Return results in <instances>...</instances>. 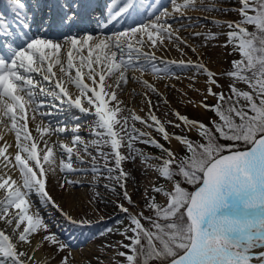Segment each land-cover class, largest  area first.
<instances>
[{
    "label": "snow or ice",
    "instance_id": "6c2138e0",
    "mask_svg": "<svg viewBox=\"0 0 264 264\" xmlns=\"http://www.w3.org/2000/svg\"><path fill=\"white\" fill-rule=\"evenodd\" d=\"M7 2L15 7L16 14L27 6L24 0ZM138 3L122 0L114 4V0H108L105 19L98 22V29L120 23ZM170 3L171 13L164 8L148 21L111 34L30 36L31 25L25 18L19 22L18 38L22 43L5 40L0 44V126L14 131L16 137L14 156L6 155L12 145L0 147V264H48L36 255L45 242L57 254L68 253L59 264H71V246L52 230L33 195L41 204L55 207L68 224L88 227L92 221L64 212L47 190L50 176L59 175L57 183L66 190L80 183L67 178L76 174H91V183L97 186L101 179L108 181L103 187L117 200L105 202L114 203L128 217L123 231L115 229L128 242L102 246L115 248L116 256L122 258L118 262L113 258V264H264V0H239L235 9L239 20L222 25L228 29L225 47L231 44L240 56L231 62V70L220 73L233 81L227 94L214 90L224 85L217 72L204 64L166 61L156 56L154 50L163 48L165 41L174 43L180 51L183 45L196 53L169 19H176L177 14L181 19H191L186 16L188 11L201 10L197 0ZM82 7L81 0H61L58 26L73 28ZM203 10L227 11L214 6ZM13 31L0 15V38H9ZM209 38L217 37L205 36V40ZM170 64L195 67L206 75L208 87L199 107L213 112L217 119L206 124L176 111L179 123L163 122L152 112L150 99L151 123L127 109L119 93L129 79H136L129 73L150 72L157 79L171 78L175 74ZM236 82H242L247 90ZM140 83L160 95L154 84L147 80ZM69 85L75 92L69 90ZM144 95L147 97V92ZM208 97L215 98L216 103L208 104ZM52 109H57L56 114L75 109L93 117L95 139L91 145L97 156L103 157V165L95 163L97 156L89 152V144L79 134L80 123L69 128L64 121H53ZM45 118L48 123L42 129ZM29 119L38 121L36 137L29 130ZM73 119L78 121L79 116ZM137 121L158 132L169 146L137 129ZM168 125L177 129L183 125L182 132L195 131L199 140L170 133ZM69 132L71 142L64 143L60 137ZM52 136L57 139L52 140ZM173 140L180 146L179 151L171 147ZM137 143L155 147L161 155L151 157L137 148ZM81 152L93 163L83 159ZM153 159L158 163H151ZM137 160L156 174V181L145 188L149 215L143 210L132 213L119 202L122 199L132 208L137 207L128 190L129 180L134 177L126 168L127 163ZM77 163L89 164V168L74 167ZM95 196L101 194L96 192ZM158 196L165 198L163 203ZM113 231L106 229L109 234ZM41 233V243H33L35 235ZM95 260L96 264H104L100 256Z\"/></svg>",
    "mask_w": 264,
    "mask_h": 264
},
{
    "label": "rangeland",
    "instance_id": "374dc122",
    "mask_svg": "<svg viewBox=\"0 0 264 264\" xmlns=\"http://www.w3.org/2000/svg\"><path fill=\"white\" fill-rule=\"evenodd\" d=\"M6 1L7 0H0V6H2V4H6ZM228 1H230V2L228 3ZM121 2H122V0H114V4H119ZM178 2H179V0H178ZM96 5L100 6V8L99 7L95 8L93 11H91L89 13L88 16H89L90 19H95L96 20V24L93 27L98 28V22H103V20L105 19V9L108 6V0H98V3H96ZM10 6H12V5H10ZM85 6H86V4H85ZM205 6H214L217 9L222 8L223 10H229V9L233 8L231 10L232 14H230L231 17L229 16V14H226L227 11H221V12L220 11H205L202 8V7H205ZM222 6L225 7V8H223ZM87 7H88V5H87ZM197 7L200 8L201 10L188 11L186 13V16H188V17H191L190 15L192 13L193 14L196 13V14L200 15V16H198L199 19L197 18L198 21L195 24H186V23H188L190 21V19H181V18H179L178 14H177V18L176 19H174V20L173 19H169V23L172 24L173 28L181 29L179 31V35L182 38H184V40H186L189 45L195 47L196 48V52H197V50H201V53L199 55L200 57L196 58L193 55L190 56L189 53L187 54L188 57L186 56V58H185L184 55L183 56L182 55L178 56V49H177V47L175 46L174 43H170V44H173L172 45L173 47L168 49L170 51L169 53H166L163 50V48H160L159 51L158 50H154V51H155L156 55H160L161 57L167 58L168 60H172V61H174V60L175 61L184 60L186 62H188V61L192 62L193 61L195 63L204 64L207 68L211 69L212 71L217 72L220 84L224 85L223 88H215L214 90L217 91V92L224 91L225 93L226 92L228 93V91H229L228 85H229V83H231L233 81H230V79L228 77H226V76L220 75V73H223L225 71L231 70V62L233 60L240 59V56H239L238 52H235L233 50L231 44H229L227 47H225V43L227 42L226 32L228 31V29L226 27H222L221 26L225 22L223 24H218V23L214 24L213 21L214 20L218 21V19L225 20V21H238L239 20V15H238V13H236L237 11H234V10L238 9L239 0H224V1L223 0H197ZM164 8H167L170 13L172 12L173 6L170 3V0H139V3L137 4L136 9L131 12L130 16H125L121 20L120 23H117L115 25H110V26L113 27V29H111L110 32H106V33L111 34L112 31L113 32H118V31H121L123 29H126V28L132 26L133 24H138L140 22L148 21V20L152 19L154 16L159 15ZM108 11L110 12L111 9L109 8ZM203 17H204V19H203ZM177 24H178V26H177ZM217 25H219V26H217ZM89 26L92 27V25H89ZM248 27H249L250 31L253 30L252 26H248ZM197 28H200V30L203 29L202 30L203 32L201 31L203 34L201 35V40L200 41H197V38H195L194 36H189L187 34H183L182 33L183 31H193V30H195ZM92 33L96 34V32H92ZM182 34H183V36H182ZM212 34H215V36L217 38L216 39L209 38L208 40H205V36L206 35L210 37ZM165 43H169V42L165 41ZM180 47L183 50H185V51H188L190 49V48L188 49L187 47H184L183 45H181ZM200 58H202V59H200ZM186 59H188V60H186ZM217 65H221V67L220 68L218 67L219 68L218 69ZM187 68L188 69H185L183 71V73L185 72L184 74L182 73V71H179L178 75L175 74V73L174 74L176 75V77L180 76V74L181 75L191 74L192 73L191 71H193V67H187ZM136 73H138V71L131 72V73H129V76H132L133 74L137 75ZM143 74H150V72L143 73ZM150 75L152 77H154L153 74H150ZM136 77L138 78L139 76L137 75ZM194 77L192 79H190V80H189V78H187V79L184 78L183 80H185V83L184 84L180 83V84H177V85L171 83V78L172 77L171 78L166 77L167 80L169 79L168 80L169 81L168 82L169 83V87H167V88L166 87H162V88H163V90L164 89L167 90V91L166 90H164V91L166 92L165 93L166 95L168 94L167 95L168 100L167 99L165 100V101L169 102L168 105L163 103V102H161L160 99H158V101L156 102L155 100H157V96H153L152 97V112L161 121H163V120H166V121L171 120V121H173L175 123H179V121L174 116V112H176V111H179L183 115H187L190 119L200 120V121H202V122H204L206 124H208L209 121L215 119L216 116H214V114L211 111H207L204 108L199 107L200 102L204 99V97L206 95V87H208V85H207V77H206L205 74H202L200 70L197 71L196 73H194ZM197 80H199V81H197ZM139 81H141V80H135L134 79V82H133L132 79H129L128 83H130V84H127V85H129V86L132 85V86H130L132 90L129 87H127V90L125 88V90L122 93H123V95H125L127 93L129 96H133L134 93H135V95L132 97L133 102L130 104L132 106L127 105V109L131 110L135 115H139L141 118H143L145 120H148L149 123H151V120H150V117H149V105H148V103H139V101H138V99L140 97H142V95H144L146 92H149V90L146 89L142 85V83H140ZM156 81H157L156 78H153L152 83H154ZM188 81L190 83H187ZM236 83H237L238 87H240L241 89L247 90L246 85H244L242 82H236ZM178 85H180V86H178ZM175 86H176L177 89L175 88ZM68 87H69L70 91L72 90L73 92H75V89H74L73 86L69 85ZM198 87H199V90H198L199 92L197 91ZM137 88H139V89L141 88V89L139 90ZM182 94H183V96H181ZM121 99L126 104V97H122ZM195 99L198 100V104L193 105V103H195L194 102ZM170 102H172V103L170 104ZM207 103L208 104H215L216 100L213 97H208ZM192 105L195 106V107L191 108ZM195 108L198 109V110L195 111L194 110ZM47 110L48 109H45V111H47ZM52 111H53L54 115L52 117H50V118L54 121L56 116H58L60 114H56L57 113V109H52ZM63 113L64 114H69V115H71V117L79 116V120L78 121L77 120H73V121H66V122H68L67 124H68L69 128H71L72 125H74L75 123H80V125L82 127V128L80 127V129H82V130L79 129V134L81 135V137L83 138V140L85 142L87 140L95 139V137L92 135L93 123H91V126L89 125L90 121L93 120V117L85 115V114L80 115V114L76 113V111H73V109L70 110V111L63 112ZM36 122H38V121H36ZM47 123H48V118H45L43 123L41 124V128L43 129V127L46 126ZM129 123L131 124V123H133V121L130 120ZM135 127L137 129H140L141 131L149 133L152 137H154L155 139L159 140L161 143H164L166 147L169 146L162 139L161 135L158 132L153 131L152 128H148V127H146V125L141 124L138 121L135 122ZM183 128H184L183 125L181 126L180 129L174 128L171 125H169L168 131L170 133H178V134L189 135L190 138H192L194 141L195 140H199V137H198V135H197V133L195 131L190 132V133H188L186 131L182 132ZM34 130H35V128H34ZM9 132L11 134L10 136L13 138L11 143H7L3 139H0V147H4L6 144L7 145H12V149L16 151L15 145H14V143L16 142V140L14 139L15 138V132L14 131H9ZM37 135H39V133ZM62 135H61L60 139H62L64 143H70L71 142V134L70 135L69 134L68 135L62 134ZM51 139L52 140H56L57 137L56 136H52ZM14 140H15V142H14ZM92 147L94 148V146H92ZM136 147L141 149L144 153H146L147 155H149L151 157H158V156L161 155L160 151L158 149H156L155 147H152V146H148V145H145V144H142V143H137ZM8 150H9V148H8ZM103 150L104 151H108L107 148H104ZM179 150H177V151H179ZM15 151L12 153L13 156H14ZM89 152H91V154L93 156H97V151H96L95 148L94 149H89ZM81 156L83 157V159L85 158L87 161H89V163L92 162L90 157L85 155L83 152H81ZM150 162L153 163V164L158 163V161H156L155 159H153ZM95 163L98 164V165H103V163H104L103 157L97 156V160L95 161ZM78 166H85V164L82 165V164L77 163V164L74 165V167H78ZM126 168H127L128 171H130L132 173V177H134V179H130L129 180L128 190H129L130 194L134 197L133 200H134L135 204L137 205V207H135L136 209L135 208H131V206H129L127 204V202L123 201L122 199L119 202L124 203V205L126 207L131 208L130 212H132V213H136V212H139V211L143 210L145 215H149L150 213L145 208V202H144L145 188L150 187L151 184L156 181V174L150 169H145V167L140 163L139 160H137V162L134 163V164L133 163H127L126 164ZM17 175H19V174L17 173ZM87 176H92V175H87ZM51 181L49 180L48 181V185H47V190H48L49 194L52 196L54 201L61 200L63 192H61L60 190L58 191V189L56 188V182H54V181L51 182ZM105 183H108V181H106L104 179H101L99 181V184H103L104 185ZM160 183L163 184L164 181L161 180ZM82 186H83L84 189L87 190V192L85 191L86 195L84 196V198L86 197V199H84L85 201L83 199H81L80 201L76 199V201H77L76 202V207H77L78 211H80V209H81L80 206H82V203L86 202L87 205H90V208L92 206L93 209L92 208L91 209L93 210V213L97 214V212H99V213L101 212V213L104 214L105 212H108V213H110L112 218L107 220V223L101 225V230L100 231H99V229L94 230L93 238L90 239V238L86 237L84 242L81 243L79 246L83 247V248H87V249H89L90 247L95 248L96 245L99 246L100 243H101L100 240L103 239L102 238L103 236L100 235L101 232H104L106 236L110 235L114 239L113 241L112 240H108L107 244L111 243L112 245L115 246L119 239H121L122 241H125L124 243H127L128 241L124 238V236H122L118 232H116L115 229H120V231H123V229L128 225V222H129L128 221V217L125 214L121 213L119 211V209H117L115 207L114 203L110 202V205H108V204L106 205V202H104L102 199H100V197L95 196V193L99 192V193H102L104 195L108 194L109 197L110 196L112 197V198L111 197L110 198L113 199V201H116L117 197L114 194L110 193V192L108 193V191L101 185H99L100 187L99 186L90 185V184H85V185H82ZM95 187L98 188V189H96ZM69 189L70 188H67L65 191H67ZM132 193H134V194H132ZM151 194L155 195V193H151ZM157 199H158V201L163 203L165 198L162 197V196H158ZM33 200L36 202L37 206L41 208V211L42 210L44 211V212L42 211L41 214L44 215L45 218L48 219L52 223L51 224L53 226L52 230L59 235L60 239L63 240L64 239L63 236H65V234H67V233H70V232L74 231V233L78 234L79 232H81L82 230H85V228H87V227H85V228H77V227H75L73 225L68 224L66 221L63 223L62 220H64V219H63L61 213L56 208L55 209L52 208V206L49 205V204H41L39 198L37 196H35V195H33ZM112 204H113V206H112ZM111 207H112V209H111ZM113 209H114V211H113ZM47 214H49V215H47ZM54 214H56V215H54ZM86 215L89 218L93 217V216H91L90 213H86ZM50 216H52V217H50ZM105 216H107V214H105ZM56 219H58V220H56ZM117 221H122V223H117ZM107 228H113L114 231L109 234V233L106 232ZM77 231H79V232H77ZM90 235H91V233H90ZM36 236H37L38 240H40L39 242L41 243V239H42L41 236L42 235L39 236V234H36ZM98 238H99V241L97 240ZM43 247H45V248H43L44 251H46L48 249L46 242L43 243ZM119 250H124V249H119ZM106 252H108V254L111 253L110 256L112 257V258L110 256L108 257V261H107L108 263H106V264H113V261H112L113 258H115V260L117 262L122 259V258L116 256V249L115 248H112V249H109V250L106 249Z\"/></svg>",
    "mask_w": 264,
    "mask_h": 264
},
{
    "label": "bare ground",
    "instance_id": "6f19581e",
    "mask_svg": "<svg viewBox=\"0 0 264 264\" xmlns=\"http://www.w3.org/2000/svg\"><path fill=\"white\" fill-rule=\"evenodd\" d=\"M224 1V0H223ZM202 2V1H201ZM230 1H228V3H229ZM206 4V3H205ZM200 5V4H199ZM225 5V4H224ZM202 6V5H201ZM217 6V5H216ZM221 6V5H220ZM227 6V5H226ZM223 7V6H222ZM203 8V7H202ZM223 8H225V7H223ZM219 9H222V8H219ZM233 8H231V9H229V10H227V12H226V14H229V16H230V14H232V10ZM235 11V10H234ZM221 12V11H220ZM223 13V12H222ZM236 13H238V12H236ZM191 14V13H190ZM189 14V15H190ZM202 15V14H201ZM234 15V14H233ZM191 16V19H190V21L188 22V23H186V24H195L197 21H198V16H200L199 14H191L190 15ZM225 16V15H224ZM31 16L29 15L28 17H27V20L30 18ZM205 17V16H204ZM204 17H203V19H204ZM226 17V16H225ZM231 17V16H230ZM196 18V19H195ZM198 18V19H197ZM233 18V17H232ZM210 21V20H209ZM216 21V20H215ZM218 24H223L224 22H226L225 20H221V19H218ZM211 23V22H210ZM177 26H178V24H177ZM201 26V25H200ZM217 26H219V25H217ZM222 26V25H221ZM180 28V27H179ZM195 28V27H194ZM202 28V27H201ZM204 28V27H203ZM221 28V27H220ZM113 29V28H112ZM225 29V28H224ZM108 29H100L99 30V32H105V31H107ZM191 30V29H190ZM203 30V29H202ZM202 30H200V28H197V29H195V30H193V31H183L182 33L183 34H187V35H189V36H194V33H197V32H199V33H202L203 31ZM202 31V32H201ZM113 32V31H112ZM221 32V31H220ZM222 33V32H221ZM109 34V33H108ZM181 34V33H180ZM183 34H182V36H183ZM203 34V33H202ZM222 35V34H221ZM204 36V35H203ZM195 38H197V41H200L201 40V35L200 36H194ZM53 38H58V37H53ZM206 43V42H205ZM166 45H164L165 47H163V50L166 52V53H169L170 51L168 50L169 48H171V47H173L172 45L173 44H170V43H165ZM176 46V45H175ZM189 49V48H188ZM146 51L147 50H149V49H145ZM162 50V51H163ZM159 51V50H158ZM161 51V52H162ZM164 52V53H165ZM177 52V51H176ZM190 54V56L191 55H193V56H195L196 58H199L200 56V53H201V50H197V52L194 54L190 49L188 50V51H185V50H183L182 49V51H180V50H178V56H180V55H184L185 56V58H186V56H187V54ZM171 54V53H170ZM158 58H163L164 60H166V61H172V60H168L167 58H164V57H161L160 55H156ZM177 56V57H178ZM188 57V56H187ZM184 58V59H185ZM193 58V57H192ZM191 58V59H192ZM200 59H202V58H200ZM179 60V59H178ZM186 60H188V59H186ZM175 61V60H174ZM184 61V60H183ZM197 61V60H196ZM202 61V60H201ZM192 63L193 64H196L195 62H193L192 61ZM217 63V62H216ZM170 69H171V71L173 72V73H175V74H177L178 75V72L179 71H182V73H183V71L185 70V69H188L187 67H177V66H175V65H169L168 66ZM220 68L221 67V65H217V68ZM218 68V69H219ZM223 68V67H222ZM187 71V70H186ZM197 71H199V69L198 68H195V67H193V71H191L192 73L191 74H186V75H181L180 74V76H178V78H176V75H174L172 78H171V83L172 84H175V85H177V84H184L185 83V80H183L184 78H189V80L190 79H192L193 77H194V73H196ZM221 72V71H220ZM185 73V72H184ZM183 73V74H184ZM202 74H204L203 72H201ZM139 77L137 78L136 76L137 75H132V76H134V77H136V79L135 80H147V81H149V83H152V81H153V78H156L155 77V75H153L154 77H152L150 74H152V73H150V74H143V73H141L140 71H138V73H136ZM131 77V76H130ZM195 78V77H194ZM200 78V77H199ZM202 79V78H201ZM156 82H154V83H152V84H154L155 85V87L158 89V92L160 93V95L159 96H157L155 93H152L150 90H149V92H147V97L145 96V95H142V97H138L139 99H138V101H139V103H147V99H150L151 100V102H152V97L153 96H157V100H155L156 102L158 101V99H160L161 100V102H163V103H165V100L167 99L168 100V98H167V95L165 94L166 92L164 91V90H166V89H164L163 90V88L162 87H169V79L167 80V78L166 77H162V78H160V79H157L156 78ZM132 81L134 82V79H132ZM155 81V80H154ZM194 81V80H193ZM197 81H199V80H197ZM202 81V80H201ZM132 82V83H133ZM140 82V81H139ZM192 82V81H191ZM137 83V82H136ZM187 83H190L189 81L187 82ZM200 83V82H199ZM127 84H130V83H127ZM126 84V85H127ZM125 85V86H126ZM123 87V90L119 93V96H120V99L122 98V97H126V105H130L132 102H133V99H132V97L135 95V93H134V95L133 96H129L127 93L125 94V95H123V91L125 90V88H126V90H127V87H129L130 89H131V87L130 86H132V85H127L126 87ZM178 86H180V85H178ZM202 86V85H201ZM135 87V86H134ZM196 87V86H195ZM194 87V88H195ZM128 88V89H129ZM133 88V87H132ZM175 88H176V86H175ZM193 88V87H192ZM129 89V90H130ZM137 89H139V88H137ZM141 89V88H140ZM139 89V90H140ZM177 89V88H176ZM191 89V88H190ZM132 90V89H131ZM170 90V89H169ZM199 90V87H198V89H197V91ZM202 90V89H201ZM72 91V90H71ZM134 91V90H133ZM167 91V90H166ZM173 91V90H172ZM177 91V90H176ZM127 92V91H126ZM185 92V91H184ZM199 92V91H198ZM133 93V92H132ZM131 95V94H130ZM181 96H183V94L181 95ZM196 97V96H195ZM175 98V97H174ZM50 99V98H49ZM137 99V98H136ZM154 99V98H153ZM178 99V98H177ZM135 101V100H134ZM171 101V100H170ZM193 101V100H192ZM137 102V101H136ZM195 103H193V105H196V104H198V100H196L195 99V101H194ZM200 102V101H199ZM168 103L169 102H167V103H165V104H167L168 105ZM172 102H170V104H171ZM191 106V108H193V107H195V106ZM130 106H132V105H130ZM155 107V106H154ZM165 107V106H164ZM172 108V107H171ZM193 110V109H192ZM195 111H197L198 109H194ZM73 111H76V113H78V114H80V115H82V113H79L78 112V110H75V109H73ZM172 111V110H171ZM156 112V111H155ZM30 115V114H29ZM57 120H60V121H64V122H66V121H73L74 119H73V117H71V115H69V114H64V113H62V114H60V115H58V116H56V118H55V120L54 121H57ZM163 122H166V120H163ZM66 123H68V122H66ZM73 123V122H72ZM91 123H93V120L92 121H90V126H91ZM35 124H36V122H34V121H32L31 119L28 121V126H29V130L32 132V135L34 136V137H36V136H38L37 134V132H36V130H34V128H35ZM168 127V129H169V125L167 126ZM82 128V127H81ZM91 128V127H90ZM80 130H82V129H80ZM85 130V129H84ZM83 130V131H84ZM154 131V130H153ZM13 134V133H12ZM70 135V132L69 133H65L64 135ZM11 134H10V132H9V130L8 129H6V128H3L2 126H0V137H2V139L5 141V142H7V143H11V141H12V137L10 136ZM14 135V134H13ZM63 136V135H62ZM14 137V136H13ZM15 140H16V137L14 138ZM15 140H14V142H15ZM91 141L92 140H87L86 141V143H88L89 144V149H94L93 147H92V145H91ZM16 144V142L14 143V145ZM171 147L174 149V150H179L180 149V146L177 144V142L176 141H172V144H171ZM15 150H13L12 149V147L11 148H9V150L7 151V153H6V155H12V153L14 152ZM75 159V158H74ZM85 159V158H84ZM86 160V159H85ZM87 161V160H86ZM89 164H91V163H89ZM89 164H85V166H78L79 168H85V169H88L89 168ZM130 169V168H129ZM88 175H91V174H88ZM61 177L59 176V175H57V176H50L49 177V180L51 181H54V182H56V188L58 189V191L60 190L61 192H63V195H62V199L61 200H58V201H55V203L56 204H58L59 206H60V208L61 209H63V211L64 212H67V213H69L70 215H72L73 216V218H76V219H78V218H87L88 220H90V221H92V224L89 226V227H87V228H85V230H82L81 232H79V231H77V232H79L78 234L77 233H74V231H72V232H70V233H67V234H65V236H63L64 237V239L63 240H65L70 246H71V263L72 264H96V260H95V257L96 256H100L103 260H104V264H106V263H108L107 261H108V257L110 256V254H108V252H106V249H104L102 246L103 245H105V244H107V241L108 240H114L110 235H108V236H106V235H103V239H101L100 241H101V243H100V245L99 246H97L96 245V247L95 248H92V247H90L89 249H87V248H83V247H80L79 245L81 244V243H83L84 242V240L86 239V237H88V238H93V236H94V230H96V229H99V231L101 230V225H103V224H105V223H107V220H109L110 218H112V216L110 215V213H108V212H105L104 214L103 213H99V212H97V214H95V213H93V208H92V206H91V208H90V205H87V203L86 202H83L82 203V206H80V211H78V209H77V207H76V199L77 200H81V199H86V197L84 198V196L86 195L85 194V191L87 192V190L86 189H84L83 188V186L82 185H85V184H90V185H94V186H97L95 183H91L92 181H93V176H87V175H84V176H82V175H79V174H76V175H70V176H68L67 178L68 179H71V180H77V181H80V183H78V184H76V185H74V186H72V187H70V189L69 190H67V191H65V190H62L60 187H59V184L57 183V180L58 179H60ZM48 180V181H49ZM51 181V182H52ZM99 185H101V186H103V184H99ZM100 187V186H99ZM96 188V187H95ZM96 189H98V188H96ZM54 191V190H53ZM90 191V190H89ZM57 193V192H56ZM109 193V192H108ZM101 194V197H103V201L105 202L106 200L107 201H113V199H111L109 196H108V194L107 195H104V194H102V193H100ZM132 194H134V193H132ZM101 197H100V199H101ZM133 197V196H132ZM134 198V197H133ZM85 201V200H84ZM88 201V200H87ZM82 202V201H81ZM110 205V202H106V205ZM104 205V204H103ZM112 206H113V204H112ZM83 207V208H82ZM107 207V206H106ZM110 207V206H109ZM52 208H54L55 209V207H53L52 206ZM132 208V207H131ZM130 208V209H131ZM98 209V208H97ZM111 209H112V207H111ZM136 209V208H135ZM107 210V209H106ZM134 210V209H133ZM43 211V210H42ZM41 211V212H42ZM113 211H114V209H113ZM136 211V210H135ZM44 212V211H43ZM47 212V211H46ZM48 213V212H47ZM86 213H90L91 214V216H93V217H88L87 215H86ZM44 214V213H43ZM46 214V213H45ZM105 214H107V216H105ZM47 215H49V214H47ZM52 215V214H51ZM54 215H56V214H54ZM113 215V214H112ZM58 216V215H57ZM50 217H52V216H50ZM56 220H58V219H56ZM62 222L64 223L65 222V220H62ZM52 224V223H51ZM90 233H91V235H90ZM40 235H42V233L41 234H39V236ZM42 237V236H41ZM98 241H99V238L97 239ZM40 240H38V238H37V236L35 235V238H34V241H33V243H35V244H37V245H39L40 244V242H39ZM119 241H122L121 239H119L118 240V242ZM116 242V241H115ZM125 242V241H124ZM111 244V243H110ZM95 246V245H94ZM47 247H48V249L46 250V251H44L43 250V248H45V247H43V245H42V247H40V249H39V251L37 252V257L40 259V261L41 262H44V261H47L48 262V264H59V261H60V258L62 257V256H64V255H67L68 253L67 252H61V253H59V254H57L56 252H55V249L51 246V245H49V244H47ZM109 250V249H108ZM111 252V251H110ZM114 253V252H113ZM112 253V254H113ZM54 257V258H53ZM111 257V256H110ZM112 258V257H111ZM118 260V259H117ZM111 261V260H110ZM113 261V260H112ZM111 261V262H112Z\"/></svg>",
    "mask_w": 264,
    "mask_h": 264
},
{
    "label": "trees",
    "instance_id": "16d2710c",
    "mask_svg": "<svg viewBox=\"0 0 264 264\" xmlns=\"http://www.w3.org/2000/svg\"><path fill=\"white\" fill-rule=\"evenodd\" d=\"M226 94H227V92H226ZM213 113V112H212ZM214 114V113H213ZM214 116H215V114H214ZM215 119H217V117H215Z\"/></svg>",
    "mask_w": 264,
    "mask_h": 264
}]
</instances>
